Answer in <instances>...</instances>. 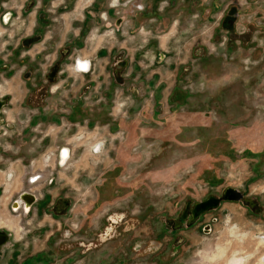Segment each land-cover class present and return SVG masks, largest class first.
<instances>
[{
	"label": "rangeland",
	"instance_id": "374dc122",
	"mask_svg": "<svg viewBox=\"0 0 264 264\" xmlns=\"http://www.w3.org/2000/svg\"><path fill=\"white\" fill-rule=\"evenodd\" d=\"M3 11L0 264H263L264 0ZM22 191L38 206L25 215L9 210Z\"/></svg>",
	"mask_w": 264,
	"mask_h": 264
},
{
	"label": "flooded vegetation",
	"instance_id": "af4514ba",
	"mask_svg": "<svg viewBox=\"0 0 264 264\" xmlns=\"http://www.w3.org/2000/svg\"><path fill=\"white\" fill-rule=\"evenodd\" d=\"M7 1L8 0H6V3H7ZM110 7H112V6H110ZM5 10V9H4ZM13 16V13H12V11H3L2 13H1V16H0V25H7L8 23H9V21H10V18ZM78 60H80V59H78ZM78 60H77V62H78ZM77 62H75V67H76V69L77 70H82L83 72H86V70H88L89 69V65H88V63L87 62H80V64H79V62L77 63ZM77 64V65H76ZM7 96L5 95V96H2L1 94H0V108L1 107H3L4 105H5V101H7V99L8 98H6ZM3 114H5L4 112H3V110L2 109H0V115H1V117H0V140L1 139H4L5 140V138L7 137L5 134H6V132H7V130H5V128L7 127H10V125L8 124V123H6L5 121V119H3ZM20 134V133H19ZM7 139V138H6ZM3 145L0 143V155L2 156V155H4V157H6V156H8V154L7 153H4L3 152V150H2V147ZM11 145H9V144H7L6 146H4V149L5 150H7L9 147H10ZM65 149H63L62 151H60V153H59V156L61 157L62 155H63V151H64ZM17 153V151H15V152H12V154H16ZM39 157V153H34V151H29V153H27V155H26V157H27V160L25 161L27 164H33V162H32V160H33V158H35V157ZM60 157H58L59 158V160H60ZM1 161V160H0ZM1 166V165H0ZM36 176V177H35ZM27 178H29V177H27ZM33 178H35V180L36 179H40L41 178V176H40V174L38 173V174H35V175H33ZM49 182H51V181H49ZM25 196H28V197H32V199L30 200L31 202H29V198L28 197H25ZM16 198H17V200H12L9 204H10V206H9V210L11 211V212H16L17 211V209L18 208H20V211H21V213L20 214H22V215H25V214H27V213H30V211H31V208L32 207H34L35 205H36V207H38L37 206V203L35 202V199H36V196L33 194V192H24V191H22V192H18V194H17V196H16ZM24 198V201L23 200H21V199H23ZM26 198H28V199H26ZM22 201V202H20L19 203V201ZM27 203H26V202ZM29 202V203H28ZM47 209V208H46ZM38 210H39V208H38ZM6 227V226H5ZM1 228H3V227H1ZM7 231H10L11 230V228H8V227H6L5 228ZM201 229H202V231H205V232H209L210 231V225H203L202 227H201ZM6 230L4 231V232H0V246H2V244L7 240L8 241V237H7V232H6ZM259 241L261 242V243H264V237H262V236H260V239H259ZM14 252V251H13ZM37 257H38V254H34V258H36L37 259ZM33 259V256L32 257H29V256H27V259H25V260H23L24 261V263L26 262V261H31ZM239 259L240 258H232L229 262H228V264H242V263H240V261H239ZM260 261H261V263H263L264 264V254L260 257V259H259Z\"/></svg>",
	"mask_w": 264,
	"mask_h": 264
},
{
	"label": "water",
	"instance_id": "95a60500",
	"mask_svg": "<svg viewBox=\"0 0 264 264\" xmlns=\"http://www.w3.org/2000/svg\"><path fill=\"white\" fill-rule=\"evenodd\" d=\"M75 65V64H74ZM87 71V70H86ZM223 198L225 201H235V200H239L240 199V194L237 193V190H233V189H226L224 192H222ZM28 197V196H25ZM29 198V202H31L30 200L32 199V197H28ZM26 198V199H28ZM28 202V203H29ZM217 200L213 199V198H208L207 201L199 203V204H195V206L192 208L193 210V214H200L201 212L205 211L207 208H212L214 206L217 205Z\"/></svg>",
	"mask_w": 264,
	"mask_h": 264
},
{
	"label": "bare ground",
	"instance_id": "6f19581e",
	"mask_svg": "<svg viewBox=\"0 0 264 264\" xmlns=\"http://www.w3.org/2000/svg\"><path fill=\"white\" fill-rule=\"evenodd\" d=\"M80 71H82V70H80ZM98 148H99V146H98ZM98 149H96V151H97ZM66 152H68L67 150L65 151H63L62 153H63V155L60 157V161H62L65 157H66ZM59 159V158H58ZM63 162V161H62ZM21 200H23L24 201V198L23 199H21ZM19 201V203L20 202H22V201ZM26 202V201H25ZM27 203V202H26Z\"/></svg>",
	"mask_w": 264,
	"mask_h": 264
},
{
	"label": "crops",
	"instance_id": "0c3cea01",
	"mask_svg": "<svg viewBox=\"0 0 264 264\" xmlns=\"http://www.w3.org/2000/svg\"><path fill=\"white\" fill-rule=\"evenodd\" d=\"M78 62H79V64H80V62L82 63V62H86L85 60H82V59H80V60H78ZM77 62V63H78ZM77 65V64H76ZM76 68V67H75ZM78 71H80V70H78Z\"/></svg>",
	"mask_w": 264,
	"mask_h": 264
}]
</instances>
